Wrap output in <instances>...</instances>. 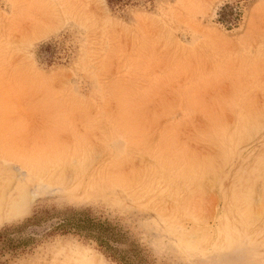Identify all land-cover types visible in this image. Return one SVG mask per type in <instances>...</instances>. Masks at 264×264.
<instances>
[{
    "label": "rangeland",
    "instance_id": "rangeland-1",
    "mask_svg": "<svg viewBox=\"0 0 264 264\" xmlns=\"http://www.w3.org/2000/svg\"><path fill=\"white\" fill-rule=\"evenodd\" d=\"M0 264H264V0H0Z\"/></svg>",
    "mask_w": 264,
    "mask_h": 264
},
{
    "label": "bare ground",
    "instance_id": "bare-ground-1",
    "mask_svg": "<svg viewBox=\"0 0 264 264\" xmlns=\"http://www.w3.org/2000/svg\"><path fill=\"white\" fill-rule=\"evenodd\" d=\"M234 131H235V129H234ZM212 133H213V132H212ZM231 134H232V133H231ZM231 134H230V135H231ZM224 139H225V138H224ZM229 144H230V143H229ZM230 149H231V148H230ZM163 150H164V149H163ZM249 165H250V164H249ZM251 166H252V165H251ZM185 167H186V166H185ZM175 169H176V168H175ZM175 169H174V170H175ZM184 170H185V169H184Z\"/></svg>",
    "mask_w": 264,
    "mask_h": 264
},
{
    "label": "trees",
    "instance_id": "trees-1",
    "mask_svg": "<svg viewBox=\"0 0 264 264\" xmlns=\"http://www.w3.org/2000/svg\"><path fill=\"white\" fill-rule=\"evenodd\" d=\"M79 227H81V225H79Z\"/></svg>",
    "mask_w": 264,
    "mask_h": 264
}]
</instances>
